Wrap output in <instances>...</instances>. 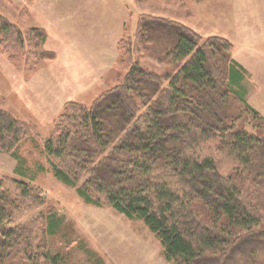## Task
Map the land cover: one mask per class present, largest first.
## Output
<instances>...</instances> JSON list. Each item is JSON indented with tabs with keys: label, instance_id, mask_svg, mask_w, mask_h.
<instances>
[{
	"label": "trees",
	"instance_id": "obj_1",
	"mask_svg": "<svg viewBox=\"0 0 264 264\" xmlns=\"http://www.w3.org/2000/svg\"><path fill=\"white\" fill-rule=\"evenodd\" d=\"M138 20L129 52L142 56L154 45L174 69L159 74L135 57L116 88L102 92L91 107L65 103L46 141L56 177L77 186L89 204H108L144 220L175 264H220L214 256L230 247V263L257 257V237L264 232L257 230L256 211L242 201L236 179L220 172L212 151L203 153L216 147L238 161V169L260 175L264 139L237 125L244 113L263 120L246 99L248 71L224 37L201 43L202 36L180 22L150 15ZM47 36L40 27L22 30L0 12V48L11 62L25 64L28 77L56 57L38 51ZM31 48L38 53H26ZM122 49L119 45L127 61ZM34 130L0 108V152L14 154ZM31 191L24 182L0 179V264H50L46 235L35 225L13 227L14 209L31 199ZM200 205L209 216L198 212ZM57 221L49 213L50 233Z\"/></svg>",
	"mask_w": 264,
	"mask_h": 264
},
{
	"label": "rangeland",
	"instance_id": "obj_2",
	"mask_svg": "<svg viewBox=\"0 0 264 264\" xmlns=\"http://www.w3.org/2000/svg\"><path fill=\"white\" fill-rule=\"evenodd\" d=\"M258 2L248 0V5L253 3L252 19L245 28L243 21L230 20L229 13L211 0H0V12L22 30L45 29L47 40L38 51L56 55L52 61L41 62L28 77L25 64L11 62L0 48V108L35 129L21 140L14 154L0 152V179L11 177L32 190L31 199L21 200L14 209L13 227L35 225L40 236L45 234L50 264H175L165 257L163 244L144 220L128 218L108 204H89L77 186L60 181L46 141L53 135L65 103L76 101L91 107L102 92L116 88L135 57L159 74L174 69L155 53L154 45L142 56L129 52L138 18L149 15L184 24L202 36L201 43L209 36H221L233 45V57L249 67L244 82L246 99L263 118L244 113L237 125L264 139V37L257 28L259 24L264 27V2ZM152 36L156 38L157 33ZM119 45L127 61L121 59ZM34 52L31 48L26 53ZM209 151L220 172L236 179L242 201L259 217L257 230L264 232V154L259 157L262 168L258 175L238 169L239 162L226 151L215 147L203 153ZM197 210L203 217L210 214L202 205ZM49 213L58 218L54 233L48 231ZM260 236L257 257L249 254L242 262L236 257L230 263L231 247L228 253L214 257L220 264H264V237Z\"/></svg>",
	"mask_w": 264,
	"mask_h": 264
},
{
	"label": "crops",
	"instance_id": "obj_3",
	"mask_svg": "<svg viewBox=\"0 0 264 264\" xmlns=\"http://www.w3.org/2000/svg\"><path fill=\"white\" fill-rule=\"evenodd\" d=\"M211 1H213L216 4V6H218L217 4H220L219 6L223 7V9L221 7H219V9L225 11L226 14L229 13L228 17L230 18V20H233V17H234L237 22L243 21V27L245 28L248 27L247 24L249 20L252 19L251 7L253 3L248 5V0H211ZM262 2H264V0H259L258 3H262ZM230 10L232 11L230 12ZM261 18L264 20V14L261 15ZM257 28L260 32V37H264L263 25L259 24ZM234 53L235 52H233V55ZM234 58L239 63H241L247 70H249V67L244 62L237 59L236 57ZM258 68H262V67L259 66ZM52 81L53 80L51 79L50 83H52Z\"/></svg>",
	"mask_w": 264,
	"mask_h": 264
}]
</instances>
